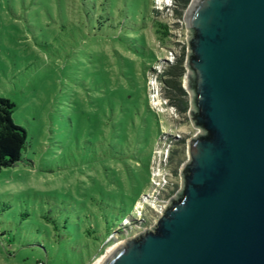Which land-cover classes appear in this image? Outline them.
Masks as SVG:
<instances>
[{
  "label": "rangeland",
  "instance_id": "374dc122",
  "mask_svg": "<svg viewBox=\"0 0 264 264\" xmlns=\"http://www.w3.org/2000/svg\"><path fill=\"white\" fill-rule=\"evenodd\" d=\"M192 1L106 0L115 23L121 11L133 23L123 42L86 37L78 0H0V98L27 134L22 161L0 172V264H95L180 191L200 132L164 81L186 57Z\"/></svg>",
  "mask_w": 264,
  "mask_h": 264
},
{
  "label": "water",
  "instance_id": "95a60500",
  "mask_svg": "<svg viewBox=\"0 0 264 264\" xmlns=\"http://www.w3.org/2000/svg\"><path fill=\"white\" fill-rule=\"evenodd\" d=\"M181 189L99 264H264V0H193L184 15Z\"/></svg>",
  "mask_w": 264,
  "mask_h": 264
},
{
  "label": "trees",
  "instance_id": "16d2710c",
  "mask_svg": "<svg viewBox=\"0 0 264 264\" xmlns=\"http://www.w3.org/2000/svg\"><path fill=\"white\" fill-rule=\"evenodd\" d=\"M179 3H181L182 6L185 7L187 1H181ZM78 4L81 13L82 31L87 32L86 37L94 39L99 37H105L109 39L115 38L121 39L123 42L125 41L126 32L128 30H131L130 28L133 27V23L127 20L126 12L121 11V18L119 19L118 23H115L112 16V10H114V8H110L112 10L108 11V9L106 8V0H101L98 5L94 3L93 0H78ZM130 10L133 11L134 9L130 8ZM158 28L164 31L167 30L165 26L161 25H159ZM159 34L164 35L163 33ZM184 60L185 54L184 52H182L177 60L168 67V71L165 73V76L170 77V79L164 81V85L167 88H170V90L174 93V97L168 98L169 106L174 107L179 114L183 115L187 114L188 111L187 95L182 90L180 83L185 73ZM13 111L14 105L9 100L0 98V172L3 169L14 168L19 162H21L22 155L25 152L27 146V134L23 128L14 123L12 118ZM125 126L127 127V124ZM125 126L123 128L119 127L118 131L122 133L117 141L119 144H122L124 140L123 138H125L123 135V130H126ZM138 133L139 132H136V135H138ZM180 144L183 143H177L178 146ZM116 147L117 146L115 144H112V146L110 144L108 146V149L111 152V155L109 157L120 159V154L114 152L112 153V151L116 149ZM173 154L171 153L170 160L172 159ZM135 158L138 157L136 156ZM116 204L117 206L122 205L120 201ZM104 217L106 218L105 213ZM65 221L63 223V229L68 231L69 226ZM52 224L57 229L58 223L52 222ZM85 234L87 236H91L93 234V231H85Z\"/></svg>",
  "mask_w": 264,
  "mask_h": 264
},
{
  "label": "bare ground",
  "instance_id": "6f19581e",
  "mask_svg": "<svg viewBox=\"0 0 264 264\" xmlns=\"http://www.w3.org/2000/svg\"><path fill=\"white\" fill-rule=\"evenodd\" d=\"M109 251H111V249H110ZM109 251H108V252H109ZM108 252H107V253H108ZM102 260H103V258H102L100 261H98L97 263H95V264H99V263H101Z\"/></svg>",
  "mask_w": 264,
  "mask_h": 264
}]
</instances>
